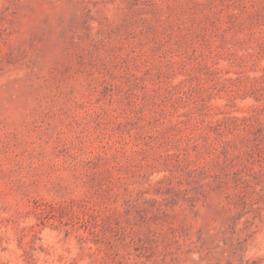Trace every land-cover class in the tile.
Segmentation results:
<instances>
[{
  "label": "rangeland",
  "instance_id": "374dc122",
  "mask_svg": "<svg viewBox=\"0 0 264 264\" xmlns=\"http://www.w3.org/2000/svg\"><path fill=\"white\" fill-rule=\"evenodd\" d=\"M0 264H264V0H0Z\"/></svg>",
  "mask_w": 264,
  "mask_h": 264
}]
</instances>
